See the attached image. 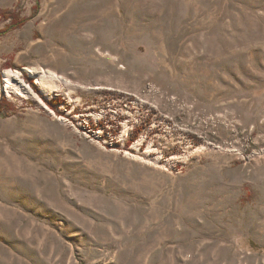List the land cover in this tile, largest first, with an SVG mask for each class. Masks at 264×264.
<instances>
[{"label": "rangeland", "instance_id": "374dc122", "mask_svg": "<svg viewBox=\"0 0 264 264\" xmlns=\"http://www.w3.org/2000/svg\"><path fill=\"white\" fill-rule=\"evenodd\" d=\"M4 100L0 264H264V0H0Z\"/></svg>", "mask_w": 264, "mask_h": 264}, {"label": "bare ground", "instance_id": "6f19581e", "mask_svg": "<svg viewBox=\"0 0 264 264\" xmlns=\"http://www.w3.org/2000/svg\"><path fill=\"white\" fill-rule=\"evenodd\" d=\"M16 75L13 74L11 71H7L4 73V79H5V90L8 91L9 88L11 87H16V84L14 83V77ZM18 76V75H17ZM16 76V77H17Z\"/></svg>", "mask_w": 264, "mask_h": 264}, {"label": "trees", "instance_id": "16d2710c", "mask_svg": "<svg viewBox=\"0 0 264 264\" xmlns=\"http://www.w3.org/2000/svg\"><path fill=\"white\" fill-rule=\"evenodd\" d=\"M18 20H19V21H18ZM15 21H18V23H15V22H14V24H22V23L24 22L23 20H20V18H19L18 16H16V20H15ZM5 104H7V101H6V100H4V101H2V102L0 101V116H3V117L5 116L4 113H3V112H4V105H5ZM53 107H54V105H53ZM135 138H136V137H135ZM135 138H134V139H135Z\"/></svg>", "mask_w": 264, "mask_h": 264}]
</instances>
